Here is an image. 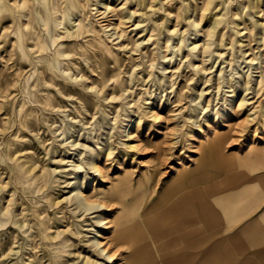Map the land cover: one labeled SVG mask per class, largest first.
Masks as SVG:
<instances>
[{
	"label": "rangeland",
	"instance_id": "1",
	"mask_svg": "<svg viewBox=\"0 0 264 264\" xmlns=\"http://www.w3.org/2000/svg\"><path fill=\"white\" fill-rule=\"evenodd\" d=\"M19 1L0 0V264H103L93 235L108 229L97 213L110 225L128 211L138 214L136 223H122L135 235L160 207L154 202L161 193L145 202L191 162L203 140L221 136L249 149L264 140V77L255 80L264 72V0L248 10L246 0H213L217 6L203 12L206 0H107V7L101 0H55L60 9L75 4L72 16L83 14L93 26L78 37H55L65 53L57 65L50 63L52 20L60 16L52 0H24L18 8ZM31 5L34 17L48 21L47 29L33 22L48 41L44 50L32 39L19 46L17 28L27 20L20 10ZM225 5V22L207 37L208 17ZM248 72L247 102L214 117L244 91ZM90 146L110 147L99 153L102 175L85 164ZM125 176L130 189L113 195L111 185ZM76 183L106 207L78 205ZM116 242L114 260L125 264L128 244Z\"/></svg>",
	"mask_w": 264,
	"mask_h": 264
},
{
	"label": "crops",
	"instance_id": "2",
	"mask_svg": "<svg viewBox=\"0 0 264 264\" xmlns=\"http://www.w3.org/2000/svg\"><path fill=\"white\" fill-rule=\"evenodd\" d=\"M160 193L136 238L145 251L131 249L129 264H264V140H203L145 206Z\"/></svg>",
	"mask_w": 264,
	"mask_h": 264
},
{
	"label": "bare ground",
	"instance_id": "3",
	"mask_svg": "<svg viewBox=\"0 0 264 264\" xmlns=\"http://www.w3.org/2000/svg\"><path fill=\"white\" fill-rule=\"evenodd\" d=\"M12 1V0H11ZM38 1V0H36ZM42 3H46V0H39ZM97 1V0H96ZM168 2V1H167ZM187 2V1H186ZM243 2V1H242ZM68 3V2H67ZM101 3L103 5H105L106 7L108 6V2L107 0H101ZM213 0H206L205 3L203 4V6H201L200 8L202 9V12L205 10H210L211 8L216 7V3L212 4ZM96 4V3H95ZM169 4V3H168ZM222 4V3H221ZM25 5V1L21 0L18 3H16V7L21 8ZM147 5V4H146ZM149 5V4H148ZM212 5V6H211ZM223 5V4H222ZM93 6V5H92ZM226 6V5H225ZM258 6V0H246L245 4L243 5V10H248L250 8H255ZM261 6V5H260ZM176 7V6H175ZM179 7V6H178ZM188 7V6H187ZM226 7L223 8V10L221 12H216L213 14V16L208 17V27L205 31V35L209 38H211L214 35V31L217 28V26L222 23L225 22L224 18H225V14H226ZM259 8V7H258ZM52 9L53 12L55 14L59 13L60 16H55L52 20V25L54 26V30L56 32H52L51 37L52 40L56 43V47L54 48V52L52 55V58L48 57L51 59L50 63L52 65H57L60 64L61 59L60 57H62L63 55H65L64 50L61 49L60 45H61V41H56V36L62 37V36H81L82 34H86L89 31H93V26H92V21L91 22H84V19L86 18V16H84L83 14H79L78 16H76V18H74L73 15V10L75 9V4H73L72 2L66 4L63 6L62 9H60L57 6V3L55 2V0H52ZM79 9V8H78ZM166 9V8H165ZM191 9V8H190ZM199 9V8H198ZM200 9V10H201ZM261 9V8H260ZM259 9V10H260ZM263 9V8H262ZM99 10V9H98ZM193 10V9H192ZM20 15L22 14L24 17H27V20L24 21L22 23V26H19L17 28V37H18V42H19V46H22V38L24 39H32L34 40V46L37 47V49L39 50H44L47 47V39L46 36H44L39 30H37L34 27L33 22L36 20L37 23H39V25H45L44 28L47 29L48 28V21L46 19H43L40 17H34L33 16V8L32 5L30 7L27 8L26 11L24 10H20ZM136 11V10H135ZM176 11V10H175ZM255 11V10H254ZM261 11V10H260ZM75 12V11H74ZM199 12V11H198ZM36 13H38L36 11ZM42 13V12H41ZM246 14V13H245ZM38 15V14H37ZM40 16V13H39ZM132 16V12H128L127 13V17H131ZM140 16V15H139ZM43 17V16H42ZM141 17V16H140ZM7 18V17H6ZM9 20V18H7ZM39 19V20H38ZM193 19V18H192ZM143 20V19H142ZM141 20V21H142ZM231 20V19H230ZM136 21V20H135ZM190 21V20H189ZM188 21V22H189ZM194 21V20H193ZM195 22V21H194ZM63 24V23H69V26L64 25L63 26V31H61V33H59V31L57 30L58 25L59 24ZM196 23V22H195ZM228 23V22H227ZM138 24V23H136ZM189 24H193V22H189ZM136 26V25H135ZM105 27V26H104ZM151 28V27H150ZM154 28H156L154 26ZM162 28V27H161ZM168 28V27H167ZM158 30V29H157ZM161 31V30H160ZM174 29H171L170 32H173ZM238 31V30H236ZM158 32V31H157ZM164 32V31H163ZM13 34V33H12ZM119 34V33H118ZM262 35V34H261ZM149 36V35H148ZM261 39H263L262 36H260ZM177 39V38H176ZM181 39V38H180ZM179 39V40H180ZM219 40V39H218ZM66 41V40H65ZM177 42V41H176ZM182 43V42H181ZM180 43V44H181ZM177 44V43H176ZM192 44V43H191ZM208 44V42H203L202 43V47H204V45ZM17 46V45H16ZM174 46V45H173ZM197 46L196 43H193L190 46V49H193ZM18 48V47H17ZM181 48V46H180ZM32 49V47H31ZM65 49V48H64ZM21 51V50H20ZM22 53V52H21ZM68 53V52H67ZM73 53V52H72ZM20 54V53H19ZM49 54V53H48ZM47 54V55H48ZM23 55V54H22ZM261 55V54H260ZM25 57V56H24ZM26 58V57H25ZM252 58L254 57H250L249 61L252 60ZM262 62V61H261ZM74 63V62H73ZM97 65V63H96ZM34 66V65H33ZM264 66V65H263ZM35 67V66H34ZM59 67V65H58ZM65 67V66H63ZM60 68V67H59ZM97 68V66H96ZM44 69V68H43ZM66 69V68H65ZM98 69V68H97ZM41 70V69H40ZM62 70V69H61ZM67 70V69H66ZM34 71V69H33ZM47 71V70H46ZM32 73V70L30 71ZM80 72V71H79ZM259 75H257V77L259 76L258 79H255L258 83L261 82V80L264 77V72L263 70H258ZM47 73V72H46ZM49 73V72H48ZM58 73V72H57ZM43 74V73H42ZM59 74V73H58ZM57 74V75H58ZM110 75V74H109ZM38 77V76H37ZM76 77V76H73ZM110 77V76H109ZM29 78V77H28ZM45 81V79H43ZM254 80V81H255ZM49 81V80H48ZM53 81V80H52ZM250 82V74L249 72L245 74V76L243 77V81H242V85L244 86V91L238 93V94H232L230 98H228L227 102L224 104L223 108L217 112L213 113V116L216 118H220L224 115H226L227 113H229L232 108L234 107L235 104H237V106H240L241 104L247 102V94L245 89L248 88V83ZM52 83V82H50ZM255 85V84H254ZM38 87V85H37ZM166 99V98H165ZM171 99V98H170ZM163 102V101H162ZM165 104V103H164ZM204 108V107H203ZM205 115V114H204ZM248 117H252L250 111L247 112L246 114ZM226 117V116H225ZM213 119V118H212ZM129 121V120H128ZM128 124H126L127 126ZM125 129L127 130V134H129V127L130 125H128V127ZM132 131V130H131ZM126 133V132H125ZM208 133L202 134V135H195V137L193 138L194 142L199 141L200 138H202L203 136H207ZM248 147V146H247ZM101 150H97L95 147H91L89 148L87 154H86V159H85V164L87 165V167L89 168H93L94 170H97L99 172V175H102L100 170H99V165H98V157H99V153L100 152H105L108 154L110 151V147L106 146V147H102L100 148ZM100 159V158H99ZM75 168H80L81 165L79 164H75L74 165ZM73 167V166H72ZM24 170V168H23ZM22 170V171H23ZM86 171V170H85ZM26 172V171H25ZM87 172V171H86ZM92 175V174H91ZM37 179V178H36ZM80 180V179H79ZM19 182V181H18ZM40 186V185H39ZM112 187L114 186V190L116 191L115 194H119L120 192L125 191L126 189H130L131 185H130V180L127 176L123 177V178H117L113 185H111ZM29 187V186H28ZM31 187V186H30ZM25 188V187H24ZM101 188V187H100ZM31 189V188H30ZM102 189V188H101ZM72 194H73V198L75 199V201L78 203V205L82 206L85 210L87 209H91V208H95V209H102L104 207H106V204H104L103 202L97 201V200H92L91 198H89V196L87 197L86 194L83 193V191L80 188V184L76 183L74 184L73 188H72ZM94 191V190H93ZM92 191V192H93ZM114 191V192H115ZM91 193V192H89ZM126 194V193H125ZM90 195V194H89ZM100 195V194H99ZM91 196V195H90ZM101 196V195H100ZM116 196V195H115ZM124 196V195H123ZM93 197V196H91ZM118 197V196H117ZM101 198V197H100ZM105 198V197H104ZM99 199V198H98ZM102 199V198H101ZM106 199V198H105ZM108 200V199H107ZM109 201V200H108ZM114 202V201H112ZM110 204V203H108ZM111 206V205H110ZM132 213V211H131ZM131 213L129 214V211L127 213L128 217H124L121 221L116 222V223H112L113 225L110 224H106L107 220H105V217L99 212L97 213V217H96V221L102 226V228H107V233H103L101 232L99 229L95 228V234L93 235V242L94 244L98 247L97 249V254L104 260L103 264H118L116 263V261L114 260L115 256L114 254L111 252L112 247L115 246L117 244L116 240H123V242H126L128 244V248L129 250L132 249V251L134 250H140V251H145V247L146 245L142 244V245H136V238L139 236V234H145V230L143 229V227H136V229L138 230L137 233H134L131 230H128L126 228H124V226L127 223L122 224L125 221H129L132 224L136 223L135 220H133L132 218H134V216L131 215ZM106 214V213H105ZM34 215V214H33ZM25 216V215H24ZM6 217V216H5ZM130 217V218H129ZM111 219V218H110ZM132 219V220H130ZM113 221V220H112ZM111 221V222H112ZM128 222V223H129ZM13 223V222H12ZM11 223V224H12ZM22 224V223H21ZM41 225V224H40ZM39 225V226H40ZM14 228V227H13ZM40 228V227H39ZM37 233V232H36ZM50 236V235H49ZM103 238H107L106 242H104ZM32 243V242H31ZM32 245V244H31ZM112 245V246H111ZM118 245V244H117ZM10 246V245H9ZM130 246V247H129ZM83 247V246H82ZM9 248V247H8ZM14 249V248H13ZM4 252V251H3ZM34 255V254H33ZM53 258V257H52ZM41 261V260H40ZM130 263V259L129 256H127V258H125V264H129ZM39 264V263H38Z\"/></svg>",
	"mask_w": 264,
	"mask_h": 264
}]
</instances>
